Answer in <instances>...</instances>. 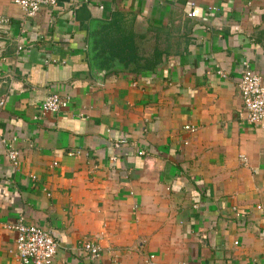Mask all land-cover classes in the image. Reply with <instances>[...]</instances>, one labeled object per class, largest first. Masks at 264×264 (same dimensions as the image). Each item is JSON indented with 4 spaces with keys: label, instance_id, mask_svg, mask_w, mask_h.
<instances>
[{
    "label": "crops",
    "instance_id": "crops-1",
    "mask_svg": "<svg viewBox=\"0 0 264 264\" xmlns=\"http://www.w3.org/2000/svg\"><path fill=\"white\" fill-rule=\"evenodd\" d=\"M0 13V264H20L18 219L50 232L52 264H264V126L237 87L244 60L264 82V0ZM106 31L132 58L95 57ZM50 93L68 103L38 117Z\"/></svg>",
    "mask_w": 264,
    "mask_h": 264
},
{
    "label": "built area",
    "instance_id": "built-area-1",
    "mask_svg": "<svg viewBox=\"0 0 264 264\" xmlns=\"http://www.w3.org/2000/svg\"><path fill=\"white\" fill-rule=\"evenodd\" d=\"M59 0H11L12 3L20 6L25 13L33 17L42 6H56ZM199 15L197 6H193L187 13L189 17ZM0 21H6L0 13ZM243 71L237 84L238 92L242 100L243 107L239 115L249 123H256L264 126V82L262 77L248 63L242 61ZM68 98L62 97L57 93H50L39 106L38 117L47 113H56L66 106ZM189 131H194V126L186 125L184 127ZM125 140L118 141L115 146L124 143ZM142 152H139L141 154ZM7 156L14 168L18 166L19 152L10 148ZM35 179V176H31ZM257 209L264 214V206L257 205ZM16 232V257L20 264H52L57 250V242L49 231L36 224H25L18 219L12 226ZM81 248L93 258L100 254L101 248L93 240H84L81 242ZM152 257V255L150 256ZM184 264V263H182Z\"/></svg>",
    "mask_w": 264,
    "mask_h": 264
},
{
    "label": "trees",
    "instance_id": "trees-1",
    "mask_svg": "<svg viewBox=\"0 0 264 264\" xmlns=\"http://www.w3.org/2000/svg\"><path fill=\"white\" fill-rule=\"evenodd\" d=\"M104 27H107L106 25ZM106 35L95 40V47H99V53L95 54V57L101 56L104 49L107 48L110 55L120 57L121 59L132 58L130 45L127 43L128 38L113 37L109 34V31L105 32ZM105 46V47H104Z\"/></svg>",
    "mask_w": 264,
    "mask_h": 264
}]
</instances>
